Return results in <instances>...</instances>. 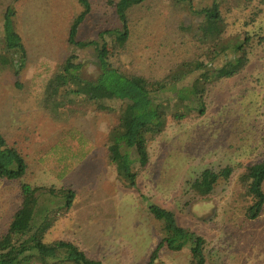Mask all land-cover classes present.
Returning a JSON list of instances; mask_svg holds the SVG:
<instances>
[{
	"label": "rangeland",
	"instance_id": "rangeland-1",
	"mask_svg": "<svg viewBox=\"0 0 264 264\" xmlns=\"http://www.w3.org/2000/svg\"><path fill=\"white\" fill-rule=\"evenodd\" d=\"M106 1L0 0V133L27 163L22 181L67 186L76 193L70 210L57 208L45 239L73 242L102 264H147L157 244L156 222L141 203L142 195L172 210L179 225L205 238L206 264H264V204L256 219H246L242 205L251 202L241 198L237 181L246 165L264 156V41L258 42L264 37V4L249 26L243 25L247 13L239 8L227 14L229 33L245 29L253 36L246 68L233 78L213 80L203 116L169 121L149 142V163L137 187L126 188L106 161L105 140L117 107L94 113L82 106L76 117L57 122L40 105L47 79L70 54L78 56L82 77L92 79L100 72L94 50L73 49L67 37L72 19L88 5L76 37L80 41L122 26ZM9 6L27 53L17 75L1 44L2 15ZM123 18L129 29L128 60L113 56L114 66L160 78L192 55L179 32V24L191 16L172 0H145L128 8ZM227 166L234 168L229 179L220 180L210 196L187 202L191 181ZM17 186L0 181V245L20 203ZM155 264H189V258L185 251L163 250Z\"/></svg>",
	"mask_w": 264,
	"mask_h": 264
},
{
	"label": "trees",
	"instance_id": "trees-1",
	"mask_svg": "<svg viewBox=\"0 0 264 264\" xmlns=\"http://www.w3.org/2000/svg\"><path fill=\"white\" fill-rule=\"evenodd\" d=\"M144 1L107 0L122 26L99 30L97 38L88 41L76 37L90 6L76 14L69 26L68 44L73 49L91 47L100 72L92 79L82 77L78 56L72 53L47 79L40 99L41 108L57 122L76 117L82 106L94 113L118 108L117 120L105 140L106 161L126 188L137 187V178L149 163V142L167 123L203 116L206 93L213 80L233 78L246 68L253 36L245 29L229 33L227 14L239 8L240 13H247L243 25L249 26L263 11L259 5L264 4V0H239L236 4L234 0H172L191 16L188 23L179 24V32L189 43L192 55L174 65L164 76L149 78L111 62L113 56L128 60L129 29L123 17L128 8ZM13 16L14 9L7 7L2 15L1 44L13 74L17 75L26 64L27 53L14 27ZM263 41L264 37L258 40ZM113 44L116 49L111 51ZM26 170L27 163L20 151L9 146L0 133V181L16 182L20 199L1 236L0 264H102L73 242L45 239L57 219V208L63 212L70 210L76 193L67 186L22 181ZM233 172L230 166L217 172H202L189 183L187 202L210 196L219 181L229 179ZM237 181L241 198L251 202L242 205L243 215L249 220L256 219L264 204V156L246 165ZM140 199L151 220L156 222L153 232L157 244L147 264H155L163 250L185 251L189 264H206V240L202 235L179 225L172 210L145 196L141 195Z\"/></svg>",
	"mask_w": 264,
	"mask_h": 264
}]
</instances>
